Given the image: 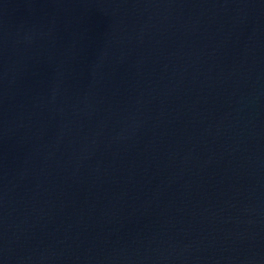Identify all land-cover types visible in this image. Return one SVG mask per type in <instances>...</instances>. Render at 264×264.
<instances>
[{
	"label": "water",
	"instance_id": "1",
	"mask_svg": "<svg viewBox=\"0 0 264 264\" xmlns=\"http://www.w3.org/2000/svg\"><path fill=\"white\" fill-rule=\"evenodd\" d=\"M0 264H264V0H0Z\"/></svg>",
	"mask_w": 264,
	"mask_h": 264
}]
</instances>
